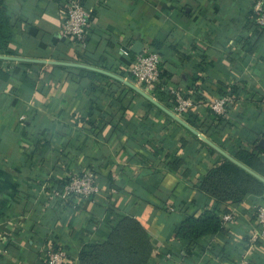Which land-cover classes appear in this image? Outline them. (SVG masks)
Returning <instances> with one entry per match:
<instances>
[{
    "label": "crops",
    "instance_id": "crops-1",
    "mask_svg": "<svg viewBox=\"0 0 264 264\" xmlns=\"http://www.w3.org/2000/svg\"><path fill=\"white\" fill-rule=\"evenodd\" d=\"M69 1L5 0L14 35L3 56L23 60L0 59V264H43L50 247L80 264L82 248L107 241L125 217L148 231L152 261L236 264L264 195L218 204L203 193L225 156L127 83L144 91L130 73L140 42L161 53L163 84L150 95L160 105L175 114L173 93L184 92L195 104L179 117L234 158L264 144L258 0H79L93 10L86 48L60 36ZM230 93L220 122L210 103ZM82 167L94 169L101 194L76 209L52 199ZM208 211L235 222L177 238L186 218ZM252 264H264V252Z\"/></svg>",
    "mask_w": 264,
    "mask_h": 264
},
{
    "label": "trees",
    "instance_id": "trees-1",
    "mask_svg": "<svg viewBox=\"0 0 264 264\" xmlns=\"http://www.w3.org/2000/svg\"><path fill=\"white\" fill-rule=\"evenodd\" d=\"M4 5L5 0H0V55H9L14 25L12 16ZM156 47L159 48L160 45ZM159 54L161 55L160 52ZM3 63L0 60V76H3ZM90 74L94 76L95 73ZM164 75L162 71V80ZM218 120L222 122L224 118L219 116ZM263 155L264 144L259 142L251 147H240L235 153V158L264 177ZM199 187L218 204H239L249 195H264V182L227 157H223L219 164L207 172ZM223 230L224 225L218 213L208 211L201 218H186L177 228V238L197 241ZM152 252L146 228L137 219L125 217L115 225L107 241L86 244L82 248L80 264H152Z\"/></svg>",
    "mask_w": 264,
    "mask_h": 264
},
{
    "label": "built area",
    "instance_id": "built-area-1",
    "mask_svg": "<svg viewBox=\"0 0 264 264\" xmlns=\"http://www.w3.org/2000/svg\"><path fill=\"white\" fill-rule=\"evenodd\" d=\"M253 19L259 27L264 28V1L259 0L253 7ZM63 22L60 28V36L69 39L74 44L86 48L87 34L93 17V10L86 8L79 0H71L61 9ZM128 54V53H127ZM162 58L158 51L149 48L142 49L130 67V73L135 81L148 95H155L162 84L161 77ZM174 112L177 116L187 114L194 107V100L187 97L182 91L174 93ZM233 101L230 93L223 98L211 101V109L218 115H224L228 105ZM25 117H22L24 120ZM103 191V185L98 183L97 175L93 168L82 167L68 171L66 177L58 188L52 187L51 198L57 202H72L73 208H78L83 202L98 196ZM221 220L224 227L235 222L234 213H223ZM257 229L252 231L249 238L244 241L245 249H242L239 261L236 264H252L264 252V205H260L256 211ZM68 255L64 249L48 248L43 257V264H67ZM152 264H164L161 260Z\"/></svg>",
    "mask_w": 264,
    "mask_h": 264
},
{
    "label": "water",
    "instance_id": "water-1",
    "mask_svg": "<svg viewBox=\"0 0 264 264\" xmlns=\"http://www.w3.org/2000/svg\"><path fill=\"white\" fill-rule=\"evenodd\" d=\"M133 51L137 54H140L142 51V44L140 42H138L134 48ZM0 59H4V60H23V59H17V58H13V57H6L3 55H0ZM53 64H59L56 62H51ZM129 86H131L134 90H136L138 93H140L141 95H143L144 97H146L148 100L152 101L153 103H155L158 107H160L161 109H163L164 111H166L170 116H172L176 121H178L179 123H181L183 126H185L186 128H188L189 130H191L193 133H195L196 135H198L204 142L208 143L209 145H211L213 148H215L217 151L221 152L225 157H227L228 159H230L231 161H233L234 163L238 164L239 166H241L243 169H245L247 172H249L250 174L256 176L257 178H259L261 181L264 182V177H262L261 175L257 174L255 171H253L252 169H250L249 167L243 165L241 162H239L237 159H235L234 157H232L231 155H229L228 153L224 152L223 150H221L220 148L216 147L210 140H208L204 135L200 134L199 132H197L194 128H192L190 125H188L186 122H184L179 116L175 115L174 113L170 112L169 110H167L165 107H163L162 105H160L155 99H153L150 95H148L146 92H144L141 88L134 86L130 83H127Z\"/></svg>",
    "mask_w": 264,
    "mask_h": 264
}]
</instances>
